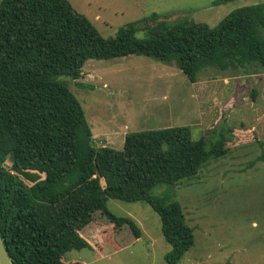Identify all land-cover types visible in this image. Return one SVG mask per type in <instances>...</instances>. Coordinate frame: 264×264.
Returning a JSON list of instances; mask_svg holds the SVG:
<instances>
[{
  "label": "trees",
  "instance_id": "16d2710c",
  "mask_svg": "<svg viewBox=\"0 0 264 264\" xmlns=\"http://www.w3.org/2000/svg\"><path fill=\"white\" fill-rule=\"evenodd\" d=\"M263 30L264 2L239 7L214 27L153 14L104 37L69 0H1L0 234L12 264H85L63 254L97 250L98 234L132 245L141 230L110 211L108 198L149 204L171 245L165 260L179 264L195 234L173 187L224 157L232 130L194 139L190 126H169L126 133L122 149L95 146L83 106L62 77L78 80L90 59L128 55L176 62L192 83L207 67L264 69ZM158 185L167 187L162 195L152 193Z\"/></svg>",
  "mask_w": 264,
  "mask_h": 264
},
{
  "label": "rangeland",
  "instance_id": "374dc122",
  "mask_svg": "<svg viewBox=\"0 0 264 264\" xmlns=\"http://www.w3.org/2000/svg\"><path fill=\"white\" fill-rule=\"evenodd\" d=\"M69 1L104 37L114 36L130 22L143 23L153 14L170 21L187 17L214 27L233 10L264 2ZM62 78L83 106L95 146L122 149L126 133L169 126H190L194 139L209 133L211 139L217 137L213 130H232L235 138L224 157L209 161L195 177L173 187V199L182 205L195 234L194 246L179 264H264V69L259 64L207 67L192 83L176 62L128 55L90 59L78 80ZM206 141L209 146L212 140ZM166 189L158 185L152 193L162 195ZM107 206L118 216L134 219L141 230L139 240L122 248L98 234L97 250L69 248L63 254L66 262L168 264L165 255L171 245L149 204L108 198ZM95 223H101L98 216Z\"/></svg>",
  "mask_w": 264,
  "mask_h": 264
},
{
  "label": "water",
  "instance_id": "95a60500",
  "mask_svg": "<svg viewBox=\"0 0 264 264\" xmlns=\"http://www.w3.org/2000/svg\"><path fill=\"white\" fill-rule=\"evenodd\" d=\"M0 264H12L11 258L5 247L1 234H0Z\"/></svg>",
  "mask_w": 264,
  "mask_h": 264
},
{
  "label": "crops",
  "instance_id": "0c3cea01",
  "mask_svg": "<svg viewBox=\"0 0 264 264\" xmlns=\"http://www.w3.org/2000/svg\"><path fill=\"white\" fill-rule=\"evenodd\" d=\"M92 132H93V131H92ZM94 136H95V135L93 134V138H94ZM111 147H112V146H111Z\"/></svg>",
  "mask_w": 264,
  "mask_h": 264
}]
</instances>
